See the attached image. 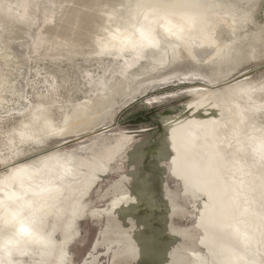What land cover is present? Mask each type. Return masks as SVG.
Segmentation results:
<instances>
[{
    "label": "rangeland",
    "instance_id": "obj_1",
    "mask_svg": "<svg viewBox=\"0 0 264 264\" xmlns=\"http://www.w3.org/2000/svg\"><path fill=\"white\" fill-rule=\"evenodd\" d=\"M198 253L264 264V0H0V264Z\"/></svg>",
    "mask_w": 264,
    "mask_h": 264
},
{
    "label": "bare ground",
    "instance_id": "obj_2",
    "mask_svg": "<svg viewBox=\"0 0 264 264\" xmlns=\"http://www.w3.org/2000/svg\"><path fill=\"white\" fill-rule=\"evenodd\" d=\"M198 257L202 260L201 264H207V258L204 255L197 254Z\"/></svg>",
    "mask_w": 264,
    "mask_h": 264
},
{
    "label": "snow or ice",
    "instance_id": "obj_3",
    "mask_svg": "<svg viewBox=\"0 0 264 264\" xmlns=\"http://www.w3.org/2000/svg\"><path fill=\"white\" fill-rule=\"evenodd\" d=\"M26 231H27V229L24 228V227H23V223H21V226H20V228H19V232H20V234L23 235Z\"/></svg>",
    "mask_w": 264,
    "mask_h": 264
},
{
    "label": "clouds",
    "instance_id": "obj_4",
    "mask_svg": "<svg viewBox=\"0 0 264 264\" xmlns=\"http://www.w3.org/2000/svg\"><path fill=\"white\" fill-rule=\"evenodd\" d=\"M29 230H27L23 235H29Z\"/></svg>",
    "mask_w": 264,
    "mask_h": 264
}]
</instances>
